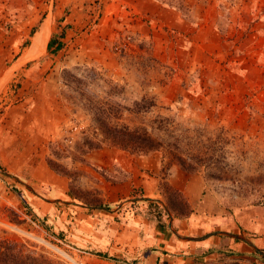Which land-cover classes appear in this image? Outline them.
I'll list each match as a JSON object with an SVG mask.
<instances>
[{
    "label": "rangeland",
    "instance_id": "obj_1",
    "mask_svg": "<svg viewBox=\"0 0 264 264\" xmlns=\"http://www.w3.org/2000/svg\"><path fill=\"white\" fill-rule=\"evenodd\" d=\"M164 1L197 24L218 17L223 49L210 58L201 53L194 57L193 40L182 39L169 47V61H161L150 55L151 39L133 28L114 26L112 36L103 29L107 24L104 0H0V125L6 127V113L21 106L36 107L30 120L37 116V107L44 108L41 115L47 119L51 115L55 119L56 110L67 108L70 120L51 135L47 160L86 200L95 199L84 183L83 160L75 145L83 141L82 136L99 131L93 127L103 110L96 109V102L88 105L83 95L116 106L111 116L104 113L112 123L145 127L161 142L158 150L147 153L104 146L120 149L126 166L133 156H141L142 170L156 175L159 182L158 197L145 198L141 187L142 198L111 218L110 223L124 221L121 255L78 245L65 230H54L44 221L65 243L87 252L73 253L82 264H143L142 255L169 237V206L179 213L189 211L183 194L169 184L174 165L205 176L217 193L223 216L222 225L214 229L222 234L205 249L217 251L209 256L198 252L193 264H264V246L258 248L261 253L254 249L255 257H250L233 252L225 243L264 237V0ZM43 28L42 39L30 50ZM51 31L62 48L45 47ZM17 70L21 76L14 75ZM37 75L40 78L34 82L32 77ZM28 135L35 143V134L29 130ZM98 137L102 138L100 132ZM171 151L194 169L182 166ZM4 154L0 150V219L20 221L27 205L22 201L25 186L6 175ZM125 174V169L112 168L106 176L119 180ZM0 241H11L25 254L53 264H67L18 241L1 226Z\"/></svg>",
    "mask_w": 264,
    "mask_h": 264
},
{
    "label": "crops",
    "instance_id": "obj_2",
    "mask_svg": "<svg viewBox=\"0 0 264 264\" xmlns=\"http://www.w3.org/2000/svg\"><path fill=\"white\" fill-rule=\"evenodd\" d=\"M104 1L107 24L103 29H109L112 36L114 26L119 25L133 28L140 36L149 37L152 42L150 55L153 58L169 61V47L175 46L176 41L182 39L193 40L191 43L196 47L194 57L201 53L210 58L211 53L223 49L224 38L218 27V17L197 24L187 19L179 8L164 0ZM56 17L60 19L61 16L57 14ZM44 32V28L41 29L30 50L37 47ZM58 39L51 31L45 47L49 49L50 41H54L51 49H60L58 44L62 43ZM13 73L16 76L22 75L20 70ZM39 76H33V81L39 80ZM31 109L35 110L36 107L14 108L6 113V127L0 125V150H5L2 163L7 167L6 175L15 179L18 185L25 186L22 201L29 204L54 230H65L74 243L96 252L109 251V255H121L124 252V221L110 223L111 218L119 215L120 209L126 204L142 198L138 193L142 192L141 187L144 188L145 198L158 197L157 176L142 170L141 156H133V160L126 166V158L120 149L102 147L92 150L85 155L80 166L87 191L95 199L86 200L73 191L71 180L54 171L47 161L51 135L70 120L67 108L63 106L59 113L56 110L55 119L52 115L47 119L43 115L44 108L41 111L37 107L34 120L29 117ZM29 130L36 136L35 143L29 139ZM10 151L11 155L7 154ZM112 168L116 171L125 169L126 174L119 180H111L106 173ZM169 171V184L183 194L189 211L179 213L169 206V237L161 238L155 249L142 255L143 264H193L198 252L204 251L201 256H209L217 251L214 249L209 252L210 249H205L208 243H215L218 235L222 234L214 230L223 223L222 212L219 211L220 202L205 176L201 172H189L179 165L172 166ZM199 231L208 232L198 237ZM225 241L233 252L250 257H255L254 249L264 246V237Z\"/></svg>",
    "mask_w": 264,
    "mask_h": 264
},
{
    "label": "trees",
    "instance_id": "obj_3",
    "mask_svg": "<svg viewBox=\"0 0 264 264\" xmlns=\"http://www.w3.org/2000/svg\"><path fill=\"white\" fill-rule=\"evenodd\" d=\"M54 44V41H50L48 48L51 49V46ZM58 47L61 48L62 44H58ZM88 74V73H87ZM86 74V75H87ZM69 76L73 77L74 80H78V82H83V78H78L76 74H72L69 72ZM72 80V81H74ZM89 103L96 102V109L103 110V112L95 117V125L93 129L99 130L95 132H91V134H86L82 136V142H76V149L79 150L81 155L80 160L85 159V155L95 149L102 148L106 145L120 147L125 150H130L133 152L147 153L153 150H158L161 146V142H159L155 137L152 136L151 133L145 127H132L129 124L119 123V122H111V118H107L104 116V113H109L111 116L114 110H116V106H111L107 102L97 100L95 98L88 97L83 95ZM94 106V105H93ZM102 135V138L98 137V134ZM67 140V139H66ZM52 143V142H51ZM176 149L179 147L172 143ZM176 157L182 166L186 169L192 171L194 168L188 166L185 160L174 154L172 151L170 152ZM48 164L54 171H58V169L53 165L50 159L47 160ZM179 212V211H178ZM211 249L209 252L213 251ZM258 253H261L262 250L256 249ZM0 264H53L47 258H42L38 256H33L31 254H25L23 250L17 247L11 241H0Z\"/></svg>",
    "mask_w": 264,
    "mask_h": 264
},
{
    "label": "built area",
    "instance_id": "obj_4",
    "mask_svg": "<svg viewBox=\"0 0 264 264\" xmlns=\"http://www.w3.org/2000/svg\"><path fill=\"white\" fill-rule=\"evenodd\" d=\"M30 207L29 204L23 207L20 221L0 219V226L13 234L18 241L41 249L44 253L62 262L67 264H82L73 253L82 255L87 252L74 244L65 243L56 232L45 225L44 220ZM62 244H67V247L70 249L65 248Z\"/></svg>",
    "mask_w": 264,
    "mask_h": 264
},
{
    "label": "bare ground",
    "instance_id": "obj_5",
    "mask_svg": "<svg viewBox=\"0 0 264 264\" xmlns=\"http://www.w3.org/2000/svg\"><path fill=\"white\" fill-rule=\"evenodd\" d=\"M27 56V55H26ZM26 58V57H25Z\"/></svg>",
    "mask_w": 264,
    "mask_h": 264
}]
</instances>
